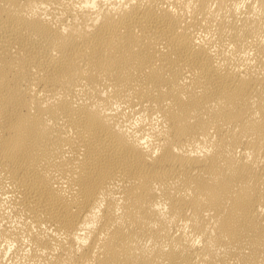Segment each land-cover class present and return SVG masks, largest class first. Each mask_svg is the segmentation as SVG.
Here are the masks:
<instances>
[{
    "label": "bare ground",
    "instance_id": "6f19581e",
    "mask_svg": "<svg viewBox=\"0 0 264 264\" xmlns=\"http://www.w3.org/2000/svg\"><path fill=\"white\" fill-rule=\"evenodd\" d=\"M0 264H264V0H0Z\"/></svg>",
    "mask_w": 264,
    "mask_h": 264
}]
</instances>
